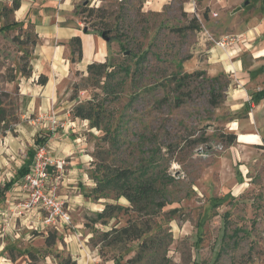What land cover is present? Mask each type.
I'll return each instance as SVG.
<instances>
[{
    "label": "rangeland",
    "instance_id": "1",
    "mask_svg": "<svg viewBox=\"0 0 264 264\" xmlns=\"http://www.w3.org/2000/svg\"><path fill=\"white\" fill-rule=\"evenodd\" d=\"M150 4L76 0L74 16L87 31L82 32L80 63L106 62L113 73L104 86V77L93 85L86 68L74 73L55 88L54 98L41 97L45 109L38 104L28 110L20 95L19 77H26L20 68L30 66L38 41L33 23L0 33V152L8 162L0 174V203L6 192L21 201L0 212V243L8 263L28 264L31 251L40 264H59L67 256L76 264H264V138L244 145L236 135L246 129L241 122L259 99L251 93L233 110L226 95L231 77L219 72L213 76H218L220 98L211 106L213 76L204 69L213 40L241 34L237 44H242L251 34L231 26L222 32L228 14L219 0H167L158 9ZM246 5L256 9L258 3ZM11 6L0 4V26L11 23ZM83 7L87 11L82 13ZM192 24L197 29L186 27ZM100 30L106 31L107 42L97 37ZM199 70L203 79L185 78L178 88L176 79ZM87 101L99 109V116L93 115L97 128L73 114ZM263 116L264 109L253 116L254 132L264 133ZM51 118L58 121L53 128ZM232 121L239 124L234 127ZM226 133L236 135L234 143H226ZM46 135L52 160L63 164L47 167L45 188L64 202L68 225H45L43 209L25 206L27 192L19 188V179L3 189L17 164L36 148V139ZM253 137L241 134L239 140L251 143ZM113 167L149 178L157 188L154 200L135 208L114 192L95 197V178ZM105 204L117 207L104 223H93ZM24 208L38 214L35 225L32 218H22ZM122 227L130 233L121 235ZM48 234L56 236L50 245Z\"/></svg>",
    "mask_w": 264,
    "mask_h": 264
},
{
    "label": "crops",
    "instance_id": "2",
    "mask_svg": "<svg viewBox=\"0 0 264 264\" xmlns=\"http://www.w3.org/2000/svg\"><path fill=\"white\" fill-rule=\"evenodd\" d=\"M18 1L19 7L12 11L10 21L24 23L25 26L28 23L30 25L33 23L32 29L38 37L37 43L32 45L30 52V75L24 78L19 77L20 95L25 98L28 110L34 109L38 104L39 108L45 109L44 99L42 100L41 97L48 95V99L54 98L56 87L69 82L74 73H82L87 64L90 63L88 62L84 66V63L82 64L80 61L72 62L70 60L69 42L74 36H79L81 39V59L83 58L84 41L82 32L84 30L80 28L73 13L76 0ZM166 1L149 0V3H151L152 7L158 9L166 4ZM246 1L248 2L249 0H219L221 2L220 7H224L228 14L227 22L220 29L222 32H225V29L227 30L229 26L241 28L244 31L247 29L251 34V38L249 41L230 47L227 51L219 50L210 45L208 48L210 55H208L204 66L209 75L213 76L219 72H225L230 75L231 83L227 88L226 95L233 110L242 107L249 99V94L264 88V1L257 0L258 6L256 9L248 8L250 4L246 5ZM11 2V0H0V4L3 3L7 6ZM237 16L240 21H233ZM3 20L0 15V22ZM102 40L107 42L104 39ZM95 43L97 46H101L100 42ZM41 74L47 77V82L44 85H40L37 82ZM253 105L251 114L241 122L246 129L236 132L237 140L244 145L256 144L259 137L264 138L262 131H255V133L253 129L255 123L253 122V116L258 115L264 109V98L259 99L257 105H254V107ZM232 122L234 127L239 124L238 121ZM260 124H264V116ZM241 134H254V137L251 139L252 142L245 143L239 140ZM2 138L5 139V142L7 141V136H3ZM1 142L0 139V144ZM6 159L4 154L0 152V174L3 172L4 165L8 163ZM76 161L84 163V158H76ZM20 165L17 164V167L19 168ZM14 189L15 187H12V190ZM5 197V200L0 203L1 213L7 207H10V205H20L21 201L17 197L14 198V193L6 192ZM21 212L23 213L22 218H32L35 225V221L39 217L34 209H25L21 210ZM0 240L1 243L4 242L2 239ZM1 243L0 264H12L6 261L7 259L2 253V245L4 243Z\"/></svg>",
    "mask_w": 264,
    "mask_h": 264
},
{
    "label": "trees",
    "instance_id": "3",
    "mask_svg": "<svg viewBox=\"0 0 264 264\" xmlns=\"http://www.w3.org/2000/svg\"><path fill=\"white\" fill-rule=\"evenodd\" d=\"M12 6L11 10H15L19 7V1L18 0H11ZM86 7H83L81 9V12H86ZM89 12L92 11V9L88 10ZM21 27V22H11L6 23L0 26V33L6 30H9L11 27ZM188 29H197V24L194 25H188L186 26ZM84 32H87L86 30ZM100 37L103 36L107 38V33L104 30L97 31L96 33ZM70 45V54L71 58L70 60L72 62L80 61L82 57L81 52V39L79 36H74L70 39L69 42ZM125 49V48H124ZM30 66L26 68L24 65L20 68V75L29 76L30 75ZM86 72L89 74V77H92L93 79V85L94 81L96 80L97 83L100 82L101 77H104L105 80L103 81V86L106 84V80L112 75V70H107V64L106 62H90L86 66ZM204 72L202 71H194L190 74H184L181 78L176 79V83L178 88L182 87L183 84H185V78H190L193 76H199L201 79L204 78L203 76ZM14 79V76L10 77V81ZM218 76H213L209 78L210 84H209V90H210V98H209V104L211 106H216L219 102L220 95L217 94L215 91V87L219 84L217 83ZM38 84L44 85L47 82V77L44 75H39ZM219 87V85L217 86ZM255 97L258 99L264 98V88L260 91H257L255 93ZM1 121H4L3 112ZM73 114L75 117L81 118V119H87L90 123L91 127H99V123L95 122L93 120V115L99 116V109H96L89 101L86 103H80L73 109ZM1 129V128H0ZM10 131V129L5 128L4 132ZM222 137L225 139L227 144L234 143L236 139V135L234 133H226L222 134ZM47 139L46 137H40L36 139L37 146L44 144L43 140ZM34 150H30V152L26 153V158L23 162V164L16 169L15 174L12 178H10L8 181L4 183L3 189L7 190L10 186H12L16 179H19L20 177L24 176L30 167V163L33 159ZM95 186L93 188V192L95 193V197L101 198L105 197L107 192H114L119 196H123L126 198V200L132 205V207L135 208H141L143 206H148L150 202L154 200V196L157 193V188L154 187L153 182L147 178L146 176H141V174H136L135 171L128 169V168H107L104 172H102L100 177L95 178ZM116 205L113 204H105L104 208L97 212L95 214V218L92 219L93 223H96L98 221H102L101 223H104V219L110 218L113 211L116 209ZM120 234L125 233V235L129 234L130 231H127V227H122L118 231ZM121 234V235H122ZM132 236V235H129ZM138 237V236H135ZM56 239L55 234H48V236L45 238V243L47 245H50L54 243ZM28 258L29 262L28 264H40L38 262V257L33 252H28ZM46 264V263H41ZM59 264H76V261L72 259L70 256H67L60 260Z\"/></svg>",
    "mask_w": 264,
    "mask_h": 264
},
{
    "label": "built area",
    "instance_id": "4",
    "mask_svg": "<svg viewBox=\"0 0 264 264\" xmlns=\"http://www.w3.org/2000/svg\"><path fill=\"white\" fill-rule=\"evenodd\" d=\"M212 15L216 16V13ZM242 39L241 34H226L213 41L215 47L227 51L230 47L241 42ZM50 121L51 128L58 123L55 118H51ZM62 164L63 161L61 160H52L46 145L36 146L28 172L20 177L18 181L19 188L27 192L28 202L25 203V206H37L45 211L46 214L43 218L45 225L63 226L71 223L69 211L64 206V202L52 190H46L45 188L48 176L47 167L55 165V167L61 168Z\"/></svg>",
    "mask_w": 264,
    "mask_h": 264
},
{
    "label": "water",
    "instance_id": "5",
    "mask_svg": "<svg viewBox=\"0 0 264 264\" xmlns=\"http://www.w3.org/2000/svg\"><path fill=\"white\" fill-rule=\"evenodd\" d=\"M248 3L247 1L245 2V4ZM85 31V30H84ZM101 38H103L104 40L108 41V38H105L103 36H101Z\"/></svg>",
    "mask_w": 264,
    "mask_h": 264
}]
</instances>
